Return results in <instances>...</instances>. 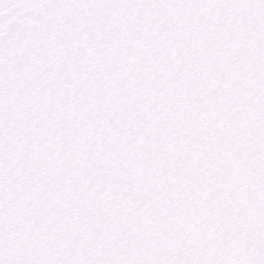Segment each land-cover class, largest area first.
I'll use <instances>...</instances> for the list:
<instances>
[{
    "label": "snow or ice",
    "instance_id": "1",
    "mask_svg": "<svg viewBox=\"0 0 264 264\" xmlns=\"http://www.w3.org/2000/svg\"><path fill=\"white\" fill-rule=\"evenodd\" d=\"M0 264H264V0H0Z\"/></svg>",
    "mask_w": 264,
    "mask_h": 264
}]
</instances>
